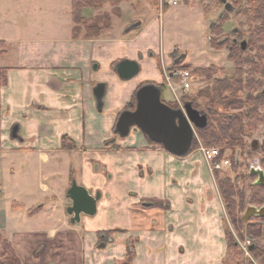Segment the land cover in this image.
I'll return each instance as SVG.
<instances>
[{
  "label": "crops",
  "instance_id": "1",
  "mask_svg": "<svg viewBox=\"0 0 264 264\" xmlns=\"http://www.w3.org/2000/svg\"><path fill=\"white\" fill-rule=\"evenodd\" d=\"M155 1L121 0L118 15L110 3L84 4L78 22L73 0H0V166L22 162L25 173L0 178V209L11 208L0 210V228L12 243L29 220L25 234L47 236L36 255L45 264H121L131 252L129 264H225V208L206 161L174 156L135 127L115 132L140 86H162L169 104L185 94L171 69L210 63V10L177 0L160 16ZM104 12L110 28L89 31ZM124 59L139 64L126 80L115 70ZM72 181L99 195L96 212L74 222Z\"/></svg>",
  "mask_w": 264,
  "mask_h": 264
},
{
  "label": "rangeland",
  "instance_id": "2",
  "mask_svg": "<svg viewBox=\"0 0 264 264\" xmlns=\"http://www.w3.org/2000/svg\"><path fill=\"white\" fill-rule=\"evenodd\" d=\"M201 1L203 3L201 4L202 7L208 8L210 10V16L211 15L214 16L212 19L214 21L213 27L211 29L209 28L210 31H208L207 33L212 45L218 46L219 45L218 40H220L219 39L220 37L229 36L230 38L231 36H233L234 28L240 31L241 36H247V35L249 36V34L252 35V33L249 32L250 30L249 28L253 29L255 27V24H257V21H259V20H255L251 22V17H250L251 15L248 12H244V10L247 8L244 0H238V1L226 0L230 4L231 3L234 5L236 4L235 7H236V10L240 11L239 14L234 13V12L227 13L228 11L224 10V5L220 3L219 0H201ZM205 2H206V5H205ZM106 3L109 4L110 2H104V3L101 2L100 7ZM113 10L114 8L111 9V13L113 12ZM221 12L228 14L227 15L228 20L226 22L221 21L218 18L219 13ZM104 13L109 14L108 12H104ZM98 17H101V15ZM121 18H123V15H121ZM209 45L211 44L209 43ZM212 48L209 50V54H210L209 60L212 64L214 63L213 66L216 67V68L208 69L209 71H213L212 78H214L213 76H221L222 74L220 72L222 73L226 72V74L230 75L232 72L231 69H232L233 64L226 62L227 61L226 60L227 59L226 49L223 48L222 46L221 48L222 50L216 52L212 50ZM209 60H206V62H208ZM217 65H221V66H217ZM200 69L202 68L199 65L191 69L192 72L194 73V77L191 83L189 93L193 94L195 91L197 92L198 90H201L205 88L206 86L213 87V82L211 80L212 78L210 80H207L204 77L205 73L203 74L202 70ZM219 70L220 72H218ZM163 96L165 99L173 98L168 90H165L163 92ZM183 96L185 95L182 94V96H179L180 103H182V101L185 102L186 100H191L193 107L200 109V110H207L208 106L210 105H212L214 108H216L217 106L216 102L212 103L210 101V98L205 97V95H198L195 93L190 97V99H186V100L183 99ZM171 104H173L175 108L180 106L178 101L177 102L173 101L171 102ZM134 130H138V129L134 128ZM263 135H264V126H261V125L257 128V131L252 133V137H262ZM198 136H199L198 129L195 128V136L192 142L190 152L188 154V156H190L191 158L192 157L201 158L198 148L200 147V145L205 146L203 141ZM248 154L249 153H247V155ZM229 155H232L235 161L239 159L240 165L236 166V169L234 168L235 170L232 169L230 165L229 166L227 165L222 170H220L217 175L219 177H223L226 175L230 176L235 181L236 185L239 188L238 193L242 194V191H243L245 195L247 196L249 194V187H250V185L248 186V184L250 181L253 180L252 178L249 179L246 175V172H247L246 167L248 168L247 155L243 153L239 154L235 152V150L231 151V149L225 148L224 157L228 158ZM15 163H17L18 165V170H16L13 167V165L12 166L10 165L7 167L0 166V178L5 179V177L9 175L10 176L14 175L18 179L19 177H21L22 174H25L24 166L21 164L22 162H15ZM11 171H12V174H11ZM8 179L10 180V177ZM36 183L38 184V182ZM37 184H35L34 186L36 190H38L39 188ZM1 189L2 187L0 188V190ZM0 199H2L1 194H0ZM235 200H236V204L238 205L240 202L239 198L235 197ZM9 204L10 203L8 202V204H6V206L2 207L0 210L7 211L8 209H11L9 207ZM223 204H224V201H223ZM244 204L245 206L250 205L246 200ZM258 205L259 204H256V206ZM224 208H225V204H224ZM224 210H225V233L226 231H228V236H229L230 241H235L238 245V247H235V246L228 247L229 253L225 260V264H236V261L238 262V264H264V238L262 236L257 237V238H254L253 236H249L248 235L249 228L246 225H243L240 228H237V227L235 228V226L232 225L229 220L226 208ZM243 211H244L243 209L238 210V214H239L238 216H241L243 214ZM20 212L24 214L23 210H20ZM27 221L29 220L22 218V220L18 222V224L20 225L19 231L16 234L11 235V238L13 236L15 237L14 242L12 241L13 245L15 246L14 251H16L15 252L17 253L16 255L21 259L20 264L21 263L22 264H39L40 262L45 264V261H44L45 255L43 253H41L39 256H36V255H37L38 249L41 248L40 244L43 245L44 243L48 241L47 236L44 233H37V234H30V235L25 234L26 232L29 231V228L25 227ZM256 224L258 226L255 225L256 226L254 228L255 232L256 230H259V233H261V230H264V221L263 222L256 221ZM48 228L49 227L46 225L45 229L47 230ZM0 235L9 241L7 231L5 229L0 228ZM250 244L255 245L257 247L255 254L250 253L248 251L247 246ZM0 253H7V251L3 250V244H2L1 239H0ZM4 255L5 254L0 255V258H3ZM66 256H71V254L70 253L66 254Z\"/></svg>",
  "mask_w": 264,
  "mask_h": 264
},
{
  "label": "water",
  "instance_id": "3",
  "mask_svg": "<svg viewBox=\"0 0 264 264\" xmlns=\"http://www.w3.org/2000/svg\"><path fill=\"white\" fill-rule=\"evenodd\" d=\"M230 6V3H225V8ZM183 56L184 54L177 55L174 62H179ZM115 70L121 79L126 80L139 71V64L134 60L124 59L117 63ZM93 91L98 106H101L105 91L104 84H97ZM132 106L134 109H125L118 115L115 132L124 138L129 135L131 128L136 127L149 140L161 145L165 151L174 156L188 155L195 136L194 128L202 129L207 125L205 112L194 108L190 101H185L177 108L164 102L161 98V87L155 83L140 86L135 92V104L133 103ZM18 129L17 124L12 126L11 138L19 137ZM257 173L256 184L264 187V175L261 171ZM67 196L70 199L67 213L72 216V222L79 221L81 213L93 215L96 212L99 195L93 196L75 181H72ZM251 216L264 217V206H247L241 215V220L246 222ZM253 246L250 245L249 250Z\"/></svg>",
  "mask_w": 264,
  "mask_h": 264
},
{
  "label": "trees",
  "instance_id": "4",
  "mask_svg": "<svg viewBox=\"0 0 264 264\" xmlns=\"http://www.w3.org/2000/svg\"><path fill=\"white\" fill-rule=\"evenodd\" d=\"M121 0H73V17L76 21L81 22L83 21L79 10L80 7L84 4L89 5H95L99 6L101 5V2H110L111 5H113V12L118 15L119 9L117 7L118 3ZM220 3H222L221 0H219ZM247 8L244 10V12H248L252 18L253 21L259 20L260 23L256 25L254 28H257V33H261V31L264 30V0H245ZM155 7H158V0L155 1ZM223 21V20H221ZM86 22V21H84ZM258 22V21H257ZM91 28H93L96 31H99L101 29L110 28V18L106 14L105 17H96L93 18L89 24V31H91ZM198 70V69H197ZM196 70V71H197ZM202 70V69H200ZM234 85L241 87V80L240 78H237V80H215L213 83V87H205L201 90L195 91L193 94L198 95H205V97L210 98V101L216 102L217 106L214 108L212 105L208 106V122L207 125L202 128L198 129L199 138L203 141V143L206 146H216L220 149V157H223L224 149L228 148L231 149V151L236 152V150L243 151V146L246 143V136L251 135L249 131H242V123L241 118L239 115H232V117H229L228 113H230L231 109L239 108L241 107L243 101L241 98H239L236 95V92L232 93V89ZM162 87V86H161ZM227 87V88H226ZM222 89H225L221 91ZM224 91H230V93L225 94ZM192 94V95H193ZM191 95V96H192ZM135 96V94H134ZM133 96V98H134ZM191 96H183V99H190ZM254 98V97H253ZM253 98L250 99L251 103L254 106L258 107V101ZM171 107H175L173 104L169 103ZM241 116V115H240ZM256 120L258 121L259 116H256ZM242 133V134H241ZM231 156V157H230ZM230 160V167L232 169H236V161L233 159L232 155H229ZM234 169V170H235ZM219 171H215V176L217 180L218 187L220 189V194L222 196V199L225 204V208L228 213L229 220L232 225L235 226V228H240L243 225H246L249 228L248 235L253 236L254 238L262 236L264 238V230H261V233H259V230H254L256 226H258L256 223H253L252 221H258L261 218L260 217H251L248 221L244 222L241 220V216H238V210L243 209L245 210V200L249 204H258L264 201V188L260 187L257 191H252L247 196L242 191V194H239V188L236 185L235 181L230 176H223L219 177L218 174ZM247 174V173H246ZM235 197L239 198V204H236ZM244 212V211H243ZM256 225V226H255ZM227 236V243L228 247H236L235 241H230L228 236V231H226ZM0 239L3 244V250L7 251V253H0V255H3V258H0V264H20V259L16 255L11 243L6 240L4 237L0 235ZM257 247L252 248L251 253L256 252ZM133 257L132 252L128 253L125 257L124 262L122 261V264H129L131 259Z\"/></svg>",
  "mask_w": 264,
  "mask_h": 264
},
{
  "label": "flooded vegetation",
  "instance_id": "5",
  "mask_svg": "<svg viewBox=\"0 0 264 264\" xmlns=\"http://www.w3.org/2000/svg\"><path fill=\"white\" fill-rule=\"evenodd\" d=\"M221 1L222 4L224 5V10L228 11L227 13L230 12H234L238 14L240 13V11L236 10L235 7L236 4L234 5L231 3V6L229 8H225V3L227 1L226 0L225 1L221 0ZM227 13H223V12L219 13L218 18L226 22L228 20ZM251 22H253L252 18H251ZM259 23L260 21H258L257 24H255V26L258 25ZM213 24L214 21L212 20L210 24V29L213 27ZM249 29H250L249 32H251L253 36L251 34H249V36L248 35L241 36L240 31L234 28L233 36H231L230 38L229 36L220 37L219 38L220 40H218L219 43L218 46L212 45V43L209 40V43L212 45V46L210 45V49L214 47L215 49L212 48V50L216 52L222 50L221 49L222 46L223 48L226 49L227 51L226 62L233 64L231 69L232 72L230 75L226 74V72L222 73L219 70L218 72H220L222 75L220 74L221 76H213L214 78H212L213 71H209L208 69L216 68V67H214L213 66L214 63L212 64L211 62L207 63V65L200 67L202 68V73L203 74L205 73L204 77L207 80H210L212 78L211 80L213 83L216 79L237 80V78H240L241 80V87L234 85L232 89V93L236 92V95L242 99L243 103L241 107L231 109L228 115L229 117H232V115H239V117L241 118V123L243 125L242 131L244 132L249 131L251 133V135H248L245 138L246 143L243 146L244 150L243 151H240L239 149L236 150V152L239 154L243 153L247 155V153H249L247 155L248 168L246 167L247 169L246 175L249 179L251 178L253 179L248 184V186L250 185L249 187V194H250L252 191H257L259 186L262 187L261 185L256 184L258 178L257 172L261 171L264 175V135L262 137H252V133L257 131V128L260 125L264 126V30L261 31V33H257V28H253V29L249 28ZM217 66H221V65H217ZM186 70L189 72V79H188L189 88L187 90V93H185L184 95L191 96L192 93H189V91L194 77V73L192 72L191 69H186ZM223 90L225 89H222L221 91ZM223 93L228 94L230 93V91H224ZM251 98H253V102L254 99L258 101V107L254 106L251 103L250 101ZM186 101H190L192 103L191 100H186ZM201 111L205 112L208 122L209 110H201ZM256 116H259L258 121L256 120L257 119ZM255 140H257V142H254ZM236 165L237 166L240 165L239 159L236 160ZM217 188L218 191L220 192L219 187ZM258 204L259 205L257 207L264 206V201ZM247 206H256V204L255 205L250 204ZM260 218L261 219L258 221L263 222L264 217H260ZM252 222L256 223V221H252ZM101 244H103L104 247L106 243L105 241H101L99 242L98 245ZM250 245L247 246L248 250ZM236 247H238L237 244ZM253 248H255V245L253 246ZM249 251L251 253L252 249Z\"/></svg>",
  "mask_w": 264,
  "mask_h": 264
},
{
  "label": "built area",
  "instance_id": "6",
  "mask_svg": "<svg viewBox=\"0 0 264 264\" xmlns=\"http://www.w3.org/2000/svg\"><path fill=\"white\" fill-rule=\"evenodd\" d=\"M165 5H177V0H158V6L160 8L159 15L161 16V11ZM170 75L167 77L168 80L171 78H179L182 85L181 89L184 93H187L189 88V72L186 69H171ZM173 90V89H172ZM176 100L179 102V97H176ZM198 151L201 157L206 161L209 166V170L214 173L215 171L222 170L225 166L230 165V160L226 157H220V149L216 146H203L200 145Z\"/></svg>",
  "mask_w": 264,
  "mask_h": 264
},
{
  "label": "bare ground",
  "instance_id": "7",
  "mask_svg": "<svg viewBox=\"0 0 264 264\" xmlns=\"http://www.w3.org/2000/svg\"><path fill=\"white\" fill-rule=\"evenodd\" d=\"M242 134V133H241Z\"/></svg>",
  "mask_w": 264,
  "mask_h": 264
}]
</instances>
